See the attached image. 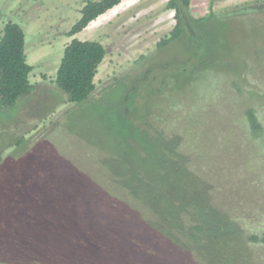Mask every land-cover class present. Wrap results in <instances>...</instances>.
Instances as JSON below:
<instances>
[{
  "label": "rangeland",
  "instance_id": "1",
  "mask_svg": "<svg viewBox=\"0 0 264 264\" xmlns=\"http://www.w3.org/2000/svg\"><path fill=\"white\" fill-rule=\"evenodd\" d=\"M85 1L0 0V35L7 19L21 24L33 65L32 92L0 108V264H197L182 214L240 212L261 199L264 150L230 124L242 103L264 98V0H191L203 29L159 47L175 24L167 0H132L67 36ZM73 37L107 50L94 91L76 104L55 85ZM82 181L103 186L96 201L81 191L95 221L76 212L72 227L49 225L68 207V182ZM113 193L149 221L99 225L114 214ZM236 243L237 253L209 236L202 248L226 264L247 249L253 259L243 264H264L262 245Z\"/></svg>",
  "mask_w": 264,
  "mask_h": 264
},
{
  "label": "trees",
  "instance_id": "2",
  "mask_svg": "<svg viewBox=\"0 0 264 264\" xmlns=\"http://www.w3.org/2000/svg\"><path fill=\"white\" fill-rule=\"evenodd\" d=\"M122 0H87L80 8V17L67 30V36H72L82 31L88 24L96 19L99 15L119 4ZM191 0H167L166 7L173 10L175 24L167 35L157 42V47L167 44L168 42L190 36L203 25L206 24L207 17L193 18L190 14ZM264 14V4L261 6ZM248 12V11H246ZM1 16V9H0ZM210 17H214L211 14ZM209 17V18H210ZM187 37V38H188ZM106 48L100 40L84 39L80 40L73 37L63 48V53L55 73V85L58 90L66 95L68 102L74 104L80 103L90 97L95 89L94 77L97 73L98 66L106 55ZM33 65L26 60L25 53V30L18 22L7 19L3 25L0 35V108L13 107L18 99L28 95L33 90V84L30 81V73ZM245 85H249V75L246 72L241 76ZM234 86L236 82L233 81ZM254 92V89H249ZM254 99V101H253ZM241 113L236 117L232 115L231 127L236 126L239 134L242 135L248 144L260 146L264 150V98H250L240 106ZM222 126H228L224 121ZM24 141L21 136L16 140V145ZM220 167L223 166L219 164ZM262 179L261 199L255 197L251 199L249 205L244 207L240 212L226 213L220 209L214 215H207L200 211H191L183 213L185 218L183 225H186L185 233L190 245L196 250L194 255L198 260L197 264H226L222 256L215 252L213 256L209 249L202 248V244L207 237H213L217 247H226L237 249V241L252 242L264 247V177ZM84 185H68L74 193L68 197V207L65 210L57 211L48 217L49 225L53 227L63 225H76L78 221L76 212L80 213L86 221L94 218L98 214L92 208V203L86 204L85 197L94 198L99 195V190L103 187L96 181H82ZM147 186H157L152 179L145 181ZM120 191L128 189L125 185H118ZM86 188L91 193L84 197L81 191ZM119 193V192H118ZM120 194V193H119ZM113 193L111 203L115 205L113 215H102V221L99 225H140L146 224L149 219H143L142 214L137 217L130 214L134 205L126 200H121V195ZM130 196V194L128 195ZM99 197V196H98ZM178 199H182L180 196ZM94 201L95 198H94ZM113 201V202H112ZM98 202H104V198H98ZM138 204H142L141 202ZM87 205V210L83 207ZM94 211L95 215L92 214ZM103 214V213H102ZM79 222V221H78ZM244 225V231L240 226ZM246 225V226H245ZM247 225H255L256 229ZM97 231L96 229L94 230ZM245 237V238H244ZM237 239V241H236ZM246 249V247H244ZM259 252V245L255 246ZM193 255V254H190ZM250 257V258H249ZM253 259L248 250L240 252V256L233 263L243 264L245 261ZM24 263V262H22Z\"/></svg>",
  "mask_w": 264,
  "mask_h": 264
},
{
  "label": "bare ground",
  "instance_id": "3",
  "mask_svg": "<svg viewBox=\"0 0 264 264\" xmlns=\"http://www.w3.org/2000/svg\"><path fill=\"white\" fill-rule=\"evenodd\" d=\"M132 0H122L119 4L115 5L114 7H112L111 9L107 10L106 12H104L103 14L99 15L97 17V24L100 23L102 20L106 19L108 16L114 14L118 8H120L122 5L129 3Z\"/></svg>",
  "mask_w": 264,
  "mask_h": 264
},
{
  "label": "crops",
  "instance_id": "4",
  "mask_svg": "<svg viewBox=\"0 0 264 264\" xmlns=\"http://www.w3.org/2000/svg\"><path fill=\"white\" fill-rule=\"evenodd\" d=\"M92 21H93V20H92ZM90 23H91V22H90ZM90 23H89V24H90ZM89 24H88V25H89ZM87 27H88V26H86L85 28H87ZM85 28H84V29H85ZM82 31H83V30H82Z\"/></svg>",
  "mask_w": 264,
  "mask_h": 264
}]
</instances>
